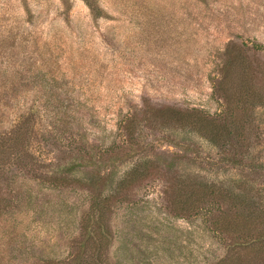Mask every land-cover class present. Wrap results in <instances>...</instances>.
<instances>
[{"label":"rangeland","instance_id":"rangeland-1","mask_svg":"<svg viewBox=\"0 0 264 264\" xmlns=\"http://www.w3.org/2000/svg\"><path fill=\"white\" fill-rule=\"evenodd\" d=\"M96 1L101 14L85 0H0V141L30 119L28 147L34 162L29 168L7 164L0 189L6 196L19 189L40 192L32 203L45 204L39 213L26 210L29 214L16 221H3L24 231L20 238L27 247L8 253L2 264L67 257L80 233L89 192L57 191L46 176L81 162L78 177H91L96 168L104 171L100 151L126 141L129 121L139 142L115 168L106 167V173H114L112 185L133 164L152 158L163 167L174 161L182 172L213 179L252 177L264 204V175L209 164L203 157L218 155L199 134L154 124L149 112L161 105L221 112L224 105L213 87L227 44L246 43L248 53L264 64V51L253 48L255 43L264 46V0ZM256 123L254 155L264 161V106L256 110ZM188 145L195 152H186ZM167 184L162 175L142 180L124 202L136 213L124 217L122 209L116 215V220L138 219L135 225L130 221L135 230L128 235L136 258L127 255L125 264H206L207 252L223 251L204 214L189 219L171 215ZM118 245L111 247V256Z\"/></svg>","mask_w":264,"mask_h":264},{"label":"trees","instance_id":"trees-1","mask_svg":"<svg viewBox=\"0 0 264 264\" xmlns=\"http://www.w3.org/2000/svg\"><path fill=\"white\" fill-rule=\"evenodd\" d=\"M85 1L95 14H101L96 0ZM253 48L264 51V46L257 43ZM248 49L246 43L233 41L223 52L220 77L213 87L214 96L219 97L224 105L221 112L210 114L174 105L154 106L149 112L154 124L180 127L199 134L217 152L218 157L214 160L203 157L209 164L231 165L263 176L264 161L256 159L254 148L259 139L256 110L264 106V64L256 59L255 54H249ZM30 121H20L0 141V173L9 163L28 168L34 164L28 147L30 131L33 130ZM124 129L125 142L114 141L100 151L104 171L96 168L91 170V177H78L76 172L83 164L81 162L71 163L46 176L53 189L86 188L90 198L83 211L80 233L72 241V251L65 258H48L43 264H125L124 259L129 254L135 259L134 250L128 248L131 241L128 235L130 229L135 230L130 221L135 225L138 219L130 217L123 221L115 217L122 209H125L124 217L136 213L135 206L125 208L124 202L129 200L130 190L136 184L153 175H162L168 182L164 193L172 216L189 219L204 214L209 230L222 242V252L215 251L212 256L208 252L205 254L206 264H264V204L259 200L262 195L259 196L258 189L252 185V177L213 179L196 171L182 172L176 169L174 161L163 167L162 162L147 158L133 164L112 185L114 173H106V167L115 168L122 158L132 154L139 142L131 121ZM173 140L171 142L179 146L180 143ZM185 151L195 152L190 145ZM196 152L197 157H201L199 151ZM15 191V194L6 196L0 189V225L4 223L5 235L0 239V264L8 253L15 249L25 252L27 247L26 241L20 238L25 235L24 231L15 223L3 221L10 218L16 221L19 215L29 214L27 211L36 214L45 207V204L35 206L32 203L40 192ZM117 241L119 245L115 255L111 256L110 249Z\"/></svg>","mask_w":264,"mask_h":264}]
</instances>
